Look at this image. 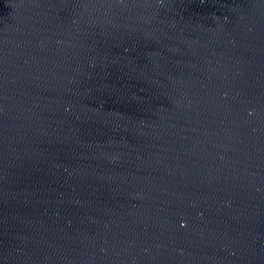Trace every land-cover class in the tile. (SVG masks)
<instances>
[{
    "label": "water",
    "instance_id": "1",
    "mask_svg": "<svg viewBox=\"0 0 264 264\" xmlns=\"http://www.w3.org/2000/svg\"><path fill=\"white\" fill-rule=\"evenodd\" d=\"M0 264H264V0H0Z\"/></svg>",
    "mask_w": 264,
    "mask_h": 264
}]
</instances>
